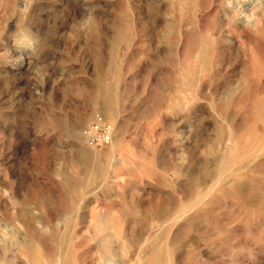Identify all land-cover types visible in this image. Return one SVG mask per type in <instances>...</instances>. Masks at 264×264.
<instances>
[{
  "label": "rangeland",
  "instance_id": "obj_1",
  "mask_svg": "<svg viewBox=\"0 0 264 264\" xmlns=\"http://www.w3.org/2000/svg\"><path fill=\"white\" fill-rule=\"evenodd\" d=\"M0 260L264 264V0H0Z\"/></svg>",
  "mask_w": 264,
  "mask_h": 264
},
{
  "label": "built area",
  "instance_id": "obj_2",
  "mask_svg": "<svg viewBox=\"0 0 264 264\" xmlns=\"http://www.w3.org/2000/svg\"><path fill=\"white\" fill-rule=\"evenodd\" d=\"M86 141L92 146L108 143L112 138V130L103 121L98 120L86 130Z\"/></svg>",
  "mask_w": 264,
  "mask_h": 264
},
{
  "label": "bare ground",
  "instance_id": "obj_3",
  "mask_svg": "<svg viewBox=\"0 0 264 264\" xmlns=\"http://www.w3.org/2000/svg\"><path fill=\"white\" fill-rule=\"evenodd\" d=\"M251 17H252V16H251ZM251 17H250V18H251ZM253 17H254V16H253ZM252 19H253V18H252ZM245 20H246V19H245ZM28 248H29V247H28ZM29 253H30V258H31L32 261H33V260L35 261L36 258H37V260H39L38 257H37L38 255L36 254V250H35V248L30 249V250H29ZM37 260H36V261H37ZM0 261H1V260H0ZM34 261H33V262H34ZM2 264H3V262H2ZM7 264H8V263H7ZM33 264H35V263H33Z\"/></svg>",
  "mask_w": 264,
  "mask_h": 264
}]
</instances>
